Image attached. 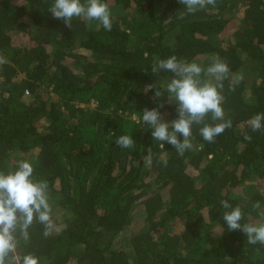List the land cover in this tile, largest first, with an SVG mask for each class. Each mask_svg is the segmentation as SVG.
Listing matches in <instances>:
<instances>
[{
    "label": "trees",
    "instance_id": "16d2710c",
    "mask_svg": "<svg viewBox=\"0 0 264 264\" xmlns=\"http://www.w3.org/2000/svg\"><path fill=\"white\" fill-rule=\"evenodd\" d=\"M103 2L111 31L83 17L67 27L48 11L54 0H0V171L31 162L51 207V227L17 232L18 251L39 264H264V245L229 231L220 204L239 206L242 224L264 222V130L246 123L264 113V0H216L194 14L178 0ZM173 55L230 68L232 127L209 143L194 124L183 155L138 122L160 104L163 120L177 119L173 74L151 71ZM121 135L134 149L116 146Z\"/></svg>",
    "mask_w": 264,
    "mask_h": 264
},
{
    "label": "clouds",
    "instance_id": "9594fccd",
    "mask_svg": "<svg viewBox=\"0 0 264 264\" xmlns=\"http://www.w3.org/2000/svg\"><path fill=\"white\" fill-rule=\"evenodd\" d=\"M184 5L188 14H194L203 10L208 5H215L216 0H178ZM53 18L63 20L64 24L71 28L73 18L83 17L88 21H98L107 31L112 29V16L107 3L103 0H54L48 9ZM183 19V16H181ZM6 63L0 57V64ZM153 74L168 71L173 78L167 83L169 103L175 102L177 119L171 123L163 120L160 108L143 110L142 119L138 122L146 124L152 129L153 140L167 142L178 152L183 153L193 147L190 137L192 126L203 125L199 129L202 138L212 143L218 135L232 127L230 119L225 120L222 107L224 100V80L228 78L230 68L226 61L219 57H213L211 64L204 69L201 65L175 55L167 59H157L151 68ZM209 78L202 80V75ZM243 77H237L242 80ZM215 81L213 83L212 81ZM155 90V96H162V92L156 89V85H147L145 91ZM234 91V87H230ZM211 115L214 121H223L215 125L205 123L206 117ZM252 132L264 130V113H257L246 121ZM111 135V134H110ZM182 137V139H181ZM245 140H251V136L245 134ZM115 144L120 149H134L135 142L132 136L121 135L115 139ZM162 146L163 143H162ZM144 160L150 164L151 156L146 155ZM34 168L31 162L20 161L18 169L7 174L0 171V264H39V258L34 254H21L18 251V236L22 239L28 238V229L34 221L51 227V207L49 204L48 182L46 180L33 179ZM224 209L223 220L229 231H241L249 244L257 243L264 245V222L244 223V218L239 206L232 207L227 200L220 201ZM260 208L259 202L254 204ZM264 217V211L260 213ZM47 230L45 235H47Z\"/></svg>",
    "mask_w": 264,
    "mask_h": 264
},
{
    "label": "rangeland",
    "instance_id": "374dc122",
    "mask_svg": "<svg viewBox=\"0 0 264 264\" xmlns=\"http://www.w3.org/2000/svg\"><path fill=\"white\" fill-rule=\"evenodd\" d=\"M235 29V28H234ZM36 155L35 152H32L28 155H26L25 157H27V159H33V157ZM133 232V229H129L127 230L125 233H123L122 235H120L119 239H121L122 237L126 236V235H130Z\"/></svg>",
    "mask_w": 264,
    "mask_h": 264
}]
</instances>
